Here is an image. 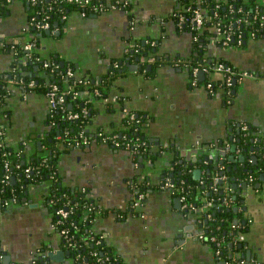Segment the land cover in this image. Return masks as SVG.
<instances>
[{"label": "crops", "instance_id": "1", "mask_svg": "<svg viewBox=\"0 0 264 264\" xmlns=\"http://www.w3.org/2000/svg\"><path fill=\"white\" fill-rule=\"evenodd\" d=\"M103 1L108 4L106 9L87 16L72 10L61 29L41 34L30 24L29 0H6V12L0 15V74L8 95L0 122L7 142L22 152L26 163L51 153L45 142L52 137L46 70H27L33 71L28 75L34 77L29 79L34 86L8 71L19 50L35 35V50L41 57L54 56L75 65L77 76L88 74L97 79L113 62L123 61L126 68L115 79L112 92L123 96L128 110L147 119L145 140L158 155L140 158L130 149L101 142L65 150L64 139L57 137L55 147L62 149L53 155L62 183L69 188L87 186L98 206L91 231L105 239L121 264H264V173L246 188L245 180L234 183V208L240 212L235 220L239 218L243 225L244 239L236 243L238 247L230 246L227 254L234 259L228 263L217 256L207 239L198 237L204 226L187 214L180 197L160 187L165 174L173 172L177 158L189 165L194 177H200L202 161L222 157L227 142L236 141L239 124L252 125L256 137L264 139V37H248L241 46H211L207 39L203 60H224L259 73L237 82L227 99L218 82L223 78L219 71L199 74L198 83L193 84L188 67L168 61L175 56L194 58L201 52L192 31L180 27L175 17L180 0H129L125 8L114 6L115 0ZM146 38L156 41L155 51L140 61L131 58V45ZM16 44L20 47L15 51ZM11 77L17 79L9 81ZM209 81L215 84L213 89L208 88ZM93 108V129L120 130L122 118L128 115L119 104L107 106L101 100ZM136 178H147L152 184L138 209L132 207ZM48 193V181L33 183L27 188L26 200L8 207L0 204V264H34L33 256L42 248L48 249L50 264H82L67 253L70 250L56 225Z\"/></svg>", "mask_w": 264, "mask_h": 264}, {"label": "trees", "instance_id": "2", "mask_svg": "<svg viewBox=\"0 0 264 264\" xmlns=\"http://www.w3.org/2000/svg\"><path fill=\"white\" fill-rule=\"evenodd\" d=\"M215 1L216 0H206V3L208 6H210ZM180 2L181 7L177 9V11L181 12L184 10L186 12L185 8L190 3V0H180ZM206 3H203V5H206ZM6 8V0H0L1 16L6 12ZM84 9H87V7L82 6L78 3H58L55 0H42L37 2L36 4H31L30 15H32L35 10L44 11L49 14V19L52 23L51 27L61 29L65 20L63 19L62 14H69L72 10L82 12ZM220 10L222 13L224 12L223 8H221ZM92 12L93 11L88 10L87 15ZM262 15L263 12L260 9L259 12H257V38L264 37V24L261 19ZM186 28L189 29V26H187ZM212 29L213 28L211 26H207V28H205V30L200 34V37H203L204 39H206V41H208V34H211ZM189 30L192 31L191 29ZM34 32L44 34L46 33V30L37 31L34 28ZM33 39H35L38 45V36L35 35ZM147 39L148 41L145 39L143 41L137 42L138 45L136 50H134V53L130 52L129 50L131 58H136V56L149 58L150 55H152V52H154L157 48L156 41L155 44H153L152 41H154V39ZM203 46L204 44L202 46H199L198 48H202ZM16 47L19 48L20 45L16 44ZM24 53V50H22L20 51V53H18L17 56L15 55L16 59L14 60V62H18V59L21 56L25 55ZM202 54L203 51L199 52L196 57L191 59L195 61L197 59L202 60ZM36 55L40 56L39 52L35 50L34 56ZM27 60L32 61V64L38 63L41 68H43L42 62L46 60L58 63V69H56L54 72H51L49 78L44 77V80L48 78L50 82H57L61 86L67 83H75L76 89L82 91L87 90L88 93H85L82 98L77 100L68 99L65 104V110L58 108L56 111L50 112L51 126L48 132L52 136V140L50 138L48 140L47 138L45 142H47L49 148H52L50 151L51 153H46L44 155H41L39 159L26 163L22 161V152L20 150H15L14 147H12L7 142V139L5 140V145L3 149L0 150V196L11 197L14 195L17 197L16 202H21L30 184L48 181L49 193L47 194L46 199L52 205V208L55 211V220L57 219V207L63 205L68 200H70V202L74 204V210L70 214L71 216L65 224L70 226V222L74 221L79 227V230H77V232L80 234V236H85V239H83V241L81 242L83 244V248H81V251L87 257V264H90L93 259L96 260L97 257L104 258L106 255H110L111 258L108 264H121L119 262L118 257L117 259H115V256L112 254L111 250H109L105 239L100 234L93 233L90 229V223L94 219L98 209V206L95 202V199L91 195L90 190L87 189L86 191H82V187L69 188L64 185L58 173L55 171V156L53 154L56 152L58 153L59 151H61L62 148L66 150L70 147H73L75 141L77 140V134L81 130H84L87 134L95 137L100 130H103L105 132H118L122 141L124 139V135H126V138L130 140H135L137 137L146 139L143 130L147 119L140 116H136L134 119H130L129 116L126 115L122 118L121 123L123 127L120 130L116 131L108 130L103 126L96 127L94 129L91 128V125L93 124L94 114L93 106L94 103H96L97 101L101 100L107 106L119 104L122 110L126 107L125 102L123 100V96L119 94H113L112 92L115 79L123 73L126 67L123 64V61L117 62V65H114L112 63L111 66L108 68L107 72L96 79V77H93L92 75L88 74H85L83 76H77L75 74V65H72L70 63H62L57 57L54 56L52 58L42 57V60L40 61L27 57ZM140 60L141 59H139L138 61ZM220 62L226 63V61L224 60H220ZM15 63H13L12 68L8 70L10 71V74L23 77L26 81H29V79H34V77H31L30 75L21 74L19 70L15 68ZM68 65L73 66L74 75L70 77H65L63 76V74L65 73ZM140 66L142 71L145 70L146 66L144 65V63ZM31 68H33V65H29L28 69ZM148 72L149 71L146 70V73ZM2 78L3 75L0 74V113H2L1 106L5 100L6 95H8V85L4 84V80ZM221 81L222 78L218 80V82ZM47 86L48 85H46V88ZM96 89H98V92H96ZM113 96L118 97V100L116 102L112 101ZM82 108H87V114H81L79 118L74 120L69 119L67 117V113L69 111H80ZM0 124L5 127L1 122ZM252 129L253 127L252 125H250L246 134L242 131L240 133L238 132V134L236 135V142L237 138H241L240 141L237 142L240 151L235 153L234 157V159L236 158L237 161L229 158L230 154H232L231 151H228L220 158L206 157L208 161H202L201 164L203 173L200 177H194L189 165L185 166L183 163H181V159L177 158V160L175 161L173 175L167 172L162 178L163 181L167 176H171L175 180L178 189L181 186H186L187 200L192 201L194 204V207H191L187 210V214L194 215L197 221H199L204 226L208 234L215 233L218 236L225 235L227 237L229 242L227 244V248L224 250V253L228 251V247L230 248V244L236 240L237 233L243 231L242 224L239 225L238 229H229V224L235 219V215H237L238 217L240 215V212L236 211L234 208L236 204V198H234V183L236 181L246 180L250 174L257 176L258 181V179L261 178V174L264 173V139L260 138V136H257V143H255V146H257V150H251V145H253L251 138H253L254 136ZM58 130L65 135L62 148L55 147V140L57 138ZM93 142H101L103 144H108L110 146L112 145L113 147L117 148H122L123 146H115L107 142L104 143L98 139V136ZM149 148L150 146H148L146 150L139 149L137 151H141V153L146 157L155 158L158 154L150 151ZM4 151H11V170H9V172L10 174H12L13 177L15 176V181L12 177L10 182L6 185H3V183L1 182V178L6 173V170L3 167L5 157L2 153ZM137 151L136 155L138 156L139 154H137ZM255 153L257 154V162L253 163V155ZM240 154H244V159H240ZM29 165L34 166V171L31 173L30 176H26L25 168ZM176 172H178V174ZM217 173L227 174V181L224 182L223 180H221L216 183L213 177ZM214 183H216L218 186V190L216 191L212 190V188L210 187ZM134 184L138 185L137 187H139L140 190L145 193H147L148 188H150L152 185L150 184L149 179L147 178H136L134 180ZM227 187L229 189H227ZM226 195L231 198L230 204H226L225 202H223V198ZM208 197H214V203L208 208L203 209L202 206L204 205ZM86 201H93L95 208L93 210H89L88 207L84 204ZM1 206H3V204ZM209 213L211 214L210 217H208ZM72 229L74 230L73 227ZM99 237H101L102 239L100 240V242H97L96 239H98ZM233 245L235 246L236 243H234ZM70 251L71 254L75 257V249H70ZM91 253H95V255H92ZM47 259L50 264L49 256ZM35 264H44V261L42 259H37Z\"/></svg>", "mask_w": 264, "mask_h": 264}, {"label": "built area", "instance_id": "3", "mask_svg": "<svg viewBox=\"0 0 264 264\" xmlns=\"http://www.w3.org/2000/svg\"><path fill=\"white\" fill-rule=\"evenodd\" d=\"M42 0H29L31 4H36L37 2ZM58 3H78L82 6L87 7V9H84L81 14L83 16H87L88 10L97 12L104 10L108 7V4L104 2L103 0H55ZM258 2V3H257ZM129 0H115L114 6L123 7L125 8L129 4ZM203 3H206V0H190V3L185 8L186 12L183 11H176L175 17L178 21V24L180 27L185 28L189 26V29H191L193 32H195L196 37H199L201 33L199 31L202 28H207V26H211L212 32L209 36V42L210 44H219L222 46H233V45H243L245 43V40L250 37L254 38L257 37V12L261 9L263 12V15L261 16V19L264 24V0H216L214 3H212L210 6L203 5ZM203 5V6H202ZM221 8H223V13L221 12ZM239 13V15H238ZM62 17L66 19L68 17V14H62ZM231 17V18H230ZM131 23H134V20L131 19ZM30 24L37 30V31H43L50 29L52 32L56 30V27H51V21L49 19V14H47L44 11L35 10L33 14L30 16ZM148 41V39L146 38ZM153 44H155V41H152ZM138 43H134L131 45V49L137 48ZM16 46V45H15ZM37 47V43L35 39H32L30 42L26 43L23 48H21L19 51L24 50V54L26 57L30 59H34L37 61L42 60V57L39 55L34 56L35 48ZM15 47V51H16ZM130 49V50H131ZM18 52V51H17ZM168 61L172 62L175 65H181L188 67L190 71L192 72L193 76V84L198 83V76L200 74V71L203 70L205 73L212 72V71H219L223 74L222 81L219 83L221 87H224L227 91V95L231 93L232 88L235 86V82H240L244 80L246 77H258L259 73H256L251 70H243L239 69L237 67L232 66L229 63L225 62H208L206 60L197 59L192 60L191 58H184L180 56H175L172 58H168ZM114 65H117V62H113ZM42 67L46 70L48 73V76L50 77L51 72H54L56 69H58L59 64L53 61H43ZM74 75V68L72 65H68L65 73L63 76L70 77ZM22 79H17L14 77L8 78L9 81L14 80H20L23 82V77H20ZM25 83V82H23ZM28 85L34 86L35 82L34 80H30L27 82ZM75 83H67L63 86L59 85L57 82H49L47 86V95L50 102V109L51 111H56L58 108H61L63 110L66 109V102L69 100H77L84 96L85 93H88L87 90H79L76 89ZM207 86L209 89L214 88V84L212 81L207 82ZM96 92H98V89H96ZM231 95V94H230ZM118 100L117 96L112 97V101L116 102ZM123 110H126L128 116L130 119H134L136 115L127 109L125 107ZM88 110L87 108H82L80 111H69L67 113V117L69 119H77L81 116V114H87ZM0 124V150L3 149L5 145L6 140V129L5 127H1ZM241 130L246 134L249 129L248 123H242L240 124ZM64 134L60 133L57 135L59 138L64 139ZM101 140L104 143H111L115 146H122V148H127L132 150L133 152H136L139 149L146 150L149 146L148 142L141 138L137 137L135 140H130L126 138V135H124L123 141L120 139V135L118 132H105L103 130H100L96 137L87 134L84 130H81L77 134V140L75 141L74 146H87L91 144L93 141H95V138ZM231 143L227 142V149L230 147ZM5 157L4 159V165L3 167L6 170L5 175L1 178V182L3 185H6L10 182L11 178L13 177L12 174H10L9 170H11V151H4L2 153ZM208 160L205 159V162ZM19 166V164H18ZM34 171V166L29 165L25 168V175L30 176L31 173ZM214 181L217 183L218 181L223 180L224 182L227 181V174L225 173H217L214 175ZM254 177L250 175V180L252 181ZM214 183L210 187L212 190L216 191L218 190L217 184ZM138 185L134 184V197L132 200V207L135 209L140 208L143 199L146 196V193L140 190ZM161 188H168L171 190L173 194H177V196L180 197L182 201V207L183 209L188 210L191 207H194V204L192 201L187 200V191L186 186H181L179 189L177 188V184L175 180L171 176H167L160 184ZM88 189L87 186L82 187V191H86ZM227 189H229L227 187ZM89 190V189H88ZM17 201L16 196L11 197H1L0 196V203L3 204L4 207H8L11 204L15 203ZM223 202L226 204L231 203V198L229 196H225L223 198ZM214 203V197H208L206 199V202L202 206L203 209L208 208ZM89 210H93L95 208L94 202L86 201L84 203ZM74 210V204L70 202V200L66 201L63 205L57 207L56 209V215L57 219L56 225L62 234L65 244L69 250L75 249L76 255L75 258L78 259L81 263L87 264V257L86 255L81 251V248H83V244L81 243L83 239H85V236L81 235L77 232L79 230V227L77 223L74 221L70 222V226L66 225L65 223L69 220L70 214ZM211 214H208V217H210ZM240 222L238 219L233 220L229 224L230 230L238 229ZM203 226V225H202ZM74 228V230L72 229ZM198 237L201 239H207L211 246L213 247L215 253L218 257H223L225 261L228 263L232 259H234L232 256H228L227 252L230 250L228 247V251L224 253V250L227 248L228 239L225 235L218 236L217 234H208L203 227V229L198 234ZM102 238L99 237L96 239L97 242H100ZM243 233L238 232L236 235V240L233 242L238 243L239 241H242ZM232 246L231 248H233ZM92 255H95V253H91ZM48 256L49 251L46 248L39 249L34 256H33V262L36 263L37 259H42L44 261V264H49L48 262ZM110 255H106L104 258L97 257L96 260L93 259L90 264H108L110 261ZM115 259L117 257L115 256Z\"/></svg>", "mask_w": 264, "mask_h": 264}, {"label": "water", "instance_id": "4", "mask_svg": "<svg viewBox=\"0 0 264 264\" xmlns=\"http://www.w3.org/2000/svg\"><path fill=\"white\" fill-rule=\"evenodd\" d=\"M56 24H57V23H56ZM204 30H205V28H202V29L199 31V33H202ZM46 33L51 34L52 31H51L50 29H48V30H46ZM210 45L212 46V44H210ZM213 45H214V44H213ZM204 46H205V45H204ZM204 46H203V47H204ZM203 47L201 48V51L203 50ZM134 50H135V49H131L130 52L134 53ZM139 59H142V57L136 56V60H139ZM23 60L27 61V62H26L27 64H25L26 66H23V64H24V61H23ZM29 65H33L32 70H35V71H38L39 68H40V65H39L38 63H36V64H32V61H28L26 56H25L23 59H20V60H19V63L16 65L18 68H17L16 66H15V68H17L21 74H23V75H28L30 72L33 73L32 70L27 71ZM203 74H204V71L201 70V71H200V75H203ZM46 77L49 78L48 75H46ZM48 78H47V79H48ZM234 84H235V86H236L237 83L235 82ZM237 131H238L239 133L242 132V130H241V128H240V124H239V127H238ZM60 133H61V132L58 130V134H57V135H59ZM253 134H254V136H253V138H251V140H252V142H253V145H251V150L255 151L254 149L257 150V146H255V143H257V137H256V133H253ZM230 138L233 139V136H232V137L230 136ZM231 139H230V140H231ZM240 139H241L240 137L237 138V142L240 141ZM51 140H52V138H51ZM58 141H59V140L56 138L55 142L58 143ZM228 142H229V141H228ZM237 142H236V141H235V142H232L231 145H230V147H229L228 149H227V147H225V148H224V153H223V155L226 154V152L231 151L232 154H230L229 158L234 159V157H235V153L238 152V151H240V148L238 147ZM39 143L41 144V141H40ZM81 147H84V146H81ZM133 153H134V152H133ZM135 153H136V152H135ZM137 154H139V157H140V158L146 157V156H144V155L141 153V151H137ZM241 158L244 159V154L241 155ZM256 162H257V154L255 153V154L253 155V163H256ZM181 163H183V160H181ZM197 172H199V170H197ZM171 175H173V172L171 173ZM13 180L15 181V176L13 177ZM248 184H249L248 181L245 180V182H244V184H243L244 188H246ZM256 186H257V185H256ZM25 194H27V191L25 192ZM234 198H235V197H234ZM22 199H23V200H26V199H27V196H24ZM0 204H1V203H0ZM234 220H235V219H234ZM241 245H242V244H240V246H241ZM230 246H231V247L234 246L233 243H231ZM61 252H63V251L61 250V251H59L58 253H61ZM67 253L70 254L71 251H67ZM50 255H52V256H54V257H57L56 253L53 254V253L51 252Z\"/></svg>", "mask_w": 264, "mask_h": 264}, {"label": "flooded vegetation", "instance_id": "5", "mask_svg": "<svg viewBox=\"0 0 264 264\" xmlns=\"http://www.w3.org/2000/svg\"><path fill=\"white\" fill-rule=\"evenodd\" d=\"M193 33V38H194V40H195V42L196 43H198L199 44V46H202L203 44L204 45H206V43H207V41H206V39H204L203 37H196V35H195V32H192ZM208 36H210V34H208ZM204 41V42H203ZM200 50H201V47L199 48ZM215 85V84H214ZM234 88H235V86L232 88V90H231V95L233 94V92H234ZM223 89H224V94H225V97L227 98V99H229V97L231 96L230 94L229 95H227L226 93H227V91H226V89L223 87ZM250 175H252L253 177H254V179L251 181L250 180ZM248 177H247V181H248V183L250 182V183H253V181L256 179V177L253 175V174H250Z\"/></svg>", "mask_w": 264, "mask_h": 264}]
</instances>
